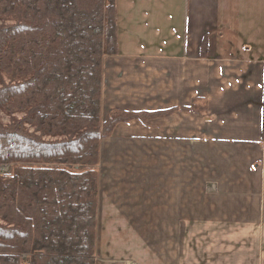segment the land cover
Wrapping results in <instances>:
<instances>
[{"label":"crops","instance_id":"obj_1","mask_svg":"<svg viewBox=\"0 0 264 264\" xmlns=\"http://www.w3.org/2000/svg\"><path fill=\"white\" fill-rule=\"evenodd\" d=\"M97 264H264V0H117Z\"/></svg>","mask_w":264,"mask_h":264},{"label":"trees","instance_id":"obj_2","mask_svg":"<svg viewBox=\"0 0 264 264\" xmlns=\"http://www.w3.org/2000/svg\"><path fill=\"white\" fill-rule=\"evenodd\" d=\"M117 53V0H0V264H97L101 141L151 115L102 120Z\"/></svg>","mask_w":264,"mask_h":264},{"label":"rangeland","instance_id":"obj_3","mask_svg":"<svg viewBox=\"0 0 264 264\" xmlns=\"http://www.w3.org/2000/svg\"><path fill=\"white\" fill-rule=\"evenodd\" d=\"M7 77V76H6ZM7 79V78H6ZM8 80V79H7ZM0 118L2 119V121L4 122V123H7L8 121H9V117L6 115V114H4L3 112H1L0 111ZM111 135V134H110ZM109 135V136H110ZM108 137V136H107ZM107 137H105V138H107ZM103 140V139H102ZM101 145V144H100ZM100 156V155H99ZM10 165H8V164H4V165H2V167H1V170H0V173L1 174H8L9 172H10ZM23 260L25 261V262H28V257H26V256H24L23 257ZM97 262H98V260H97Z\"/></svg>","mask_w":264,"mask_h":264}]
</instances>
